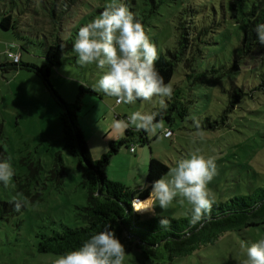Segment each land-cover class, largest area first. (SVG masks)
I'll return each mask as SVG.
<instances>
[{"label": "rangeland", "instance_id": "374dc122", "mask_svg": "<svg viewBox=\"0 0 264 264\" xmlns=\"http://www.w3.org/2000/svg\"><path fill=\"white\" fill-rule=\"evenodd\" d=\"M221 1L207 3L204 12H208L212 3L218 5ZM112 2L80 0L68 10L66 16L71 17V20L65 24L64 29L58 31V36L66 40L70 47L64 54L63 65L49 78L54 89L66 102L74 101L80 92V85H83L84 91L79 97L78 122L89 150L97 146L109 149V142L119 138L110 128L111 121L117 119L116 114H119L115 105L122 116H129L135 111L150 113L152 107L158 104L161 107V98L158 96L148 102L137 100L134 104H117L115 97L93 90L99 76L106 69H98L94 63L83 66L78 63V56L71 44L79 28L99 16L105 6ZM134 6L127 5L133 14H137L138 10L132 9ZM170 6L173 9L172 3ZM231 15L225 16L224 26L209 32L206 43L202 45L203 52L195 61L194 72L198 74L206 71L202 80L191 82L193 79L187 75L190 70L184 67L182 58L178 56L169 83L188 113L181 118L177 110H172L175 119L168 125L173 131L172 136L146 133L147 141L142 142L138 134H133L128 146L122 145L111 157L106 168L108 178L130 187L142 186L150 156L161 159L171 168L189 152L199 149L206 158L214 157L217 165V175L208 184L212 201H224L243 192V189L264 184V93L256 98L259 92L249 91L244 99L246 107L236 114L231 113L232 118L225 124L219 122L217 114L224 96L220 93L219 83L222 79L217 76L224 71L221 70L223 65L231 68V59L236 58L235 53L240 52V35H234L233 27L228 22L236 26L238 23H234L236 18ZM165 19L163 16L152 17L150 25L146 27V34L156 45L158 55L166 48H175L176 33L173 25L166 24ZM30 37L37 39L34 35ZM15 41L11 30L0 27V65L11 62L7 57L8 50L20 53L23 62L41 65V53L33 51H39L37 48L28 47L26 41ZM20 45L27 46L28 50L22 51ZM212 68L218 70L211 72ZM234 73L227 77L233 78ZM244 85L247 90L250 89L249 85ZM167 100L169 102L165 103L169 105L174 99L171 96ZM194 118L200 122L199 130L193 123ZM164 121L166 126L168 122ZM0 125L3 160L9 161L14 172L7 188L0 183V201L19 200L26 205L9 222L0 221V264H52L61 254L39 252L38 234L42 230L50 232L52 228L61 229L60 224L81 225L75 216V207L86 204L87 189L81 183L77 159L64 147L59 106L40 77L25 70H0ZM130 147H134L135 152H131ZM141 153H144L143 159ZM57 154H60L65 166L60 183L51 175ZM95 154L99 158L100 150L91 152V155ZM35 163H39L41 168L33 179L29 176V168L36 166ZM20 184H27L25 189L28 194L20 191ZM34 195L41 199L34 198L31 201ZM180 199H174L164 211L157 205L155 212L157 215L172 217L186 216L191 206L187 201L180 203ZM114 232L121 239L127 253L124 264H242L246 259L243 246L264 238V223L223 233L213 243L202 245L191 254L171 262L162 258H144L134 246L136 240L129 238L126 241L123 233L121 235L117 230Z\"/></svg>", "mask_w": 264, "mask_h": 264}, {"label": "trees", "instance_id": "16d2710c", "mask_svg": "<svg viewBox=\"0 0 264 264\" xmlns=\"http://www.w3.org/2000/svg\"><path fill=\"white\" fill-rule=\"evenodd\" d=\"M79 1L0 0V27L11 30L16 41H26L28 47L37 48L39 51H33L40 52L42 58L41 65H36L34 62H23L20 53H16L18 60L13 61L7 56L11 62L0 65V70L4 72L25 70L43 80L45 87L59 106L64 147L77 159L82 176L81 183L87 189L86 204L75 207V216L82 224L78 226L60 224L61 229L52 228L50 232L42 230L38 234V251L64 254L75 250L92 234L110 224L113 230H117L121 235L124 234L126 241L129 238L136 240L134 246L140 250L144 258H162L171 262L191 254L202 245L213 243L223 233L240 231L242 227L264 223V184L243 189V192L236 193L227 200L213 201L211 212L196 224L190 223L191 210L186 216L180 217L153 216L132 210L130 203L132 198L138 195L139 199H145L151 190V183L165 176L170 168L161 159L150 156L144 182L148 187L143 192L140 191L142 186L130 187L108 178L106 168L111 157L122 145L128 146L133 134H138L139 139L146 142V132H138L135 128L129 127L124 136L109 142L108 151L102 153L99 158L93 159L78 122L79 97L84 91L83 85H80L76 99L66 102L49 79L63 65L64 54L70 47L66 40L58 36V31L64 29L65 24L71 20L66 14ZM178 1L180 0H123V3L130 7L135 4L132 9L138 11L137 14L134 13V17L143 24L145 32L152 17L163 16L166 18V24L173 25L176 33L175 48L172 50L166 48L158 55L159 59L155 62L165 83H169L174 75L178 56L182 58L184 67L190 70V73H187L190 79H193L190 81L202 80L206 76V71L194 73L195 61L203 52L202 45L206 43L212 29L225 25L227 14L234 15L236 18L234 23H238V26L231 21L228 23L233 27L234 35H240V52L235 53L236 58L231 59V68L223 65L221 70L224 71L217 76L218 79H222L219 83L220 93L224 94L217 114L219 122L225 124L232 118L231 113L236 114L246 107L244 99L249 91L259 92L256 98L264 93V45L258 42L254 30L256 25L264 23V0H223L218 5L212 3L207 13L204 12L206 4L213 0H181L180 3ZM31 35L36 36L37 39L30 37ZM27 46L20 45V48L26 52ZM246 58L250 60L246 61ZM211 70L216 72L218 69ZM232 72H235L234 79L227 77ZM245 83L250 86L249 90L246 89ZM172 98L173 102L166 108H161L159 104L152 107L153 111L161 113L157 116V120L162 117L168 122L166 129L175 119L171 114L172 110H177L181 118L188 113V109L179 102L176 90L173 91ZM163 99L166 103L169 102L168 98ZM117 118L127 120L128 116L118 114ZM171 132L173 133L172 130ZM1 136L2 125H0ZM0 150V159H4V150L2 148ZM35 165L29 168V176L33 179L41 168L39 163ZM64 173V163L60 154H57L51 175L60 183ZM26 185L20 184V191L28 194ZM34 198L41 199L34 195L31 201H34ZM15 201L19 200L0 201V221L9 222L25 208L26 205L23 203L20 211L17 212L14 207ZM161 217L169 221L167 227L159 224Z\"/></svg>", "mask_w": 264, "mask_h": 264}, {"label": "clouds", "instance_id": "9594fccd", "mask_svg": "<svg viewBox=\"0 0 264 264\" xmlns=\"http://www.w3.org/2000/svg\"><path fill=\"white\" fill-rule=\"evenodd\" d=\"M254 30L258 42L264 45V23L256 25ZM72 48L80 65L94 63L98 69H106L99 76L94 91H102L109 97H115L117 104H134L137 100L148 102L158 96L161 98V108L167 107L163 98H171L173 86L165 83L164 77L157 70L155 62L159 56L156 45L125 3L113 0L99 16L80 27ZM160 115L159 111H135L127 120L113 119L110 128L119 137L132 126L138 132L171 137L172 132L165 128L164 119L161 117L157 120ZM193 123L199 130L200 122L194 118ZM97 149L101 154L108 151L107 148L97 146L91 148L90 153ZM134 149L130 147L131 152ZM13 175L9 161L0 159V183L5 188L9 186ZM216 175L215 158H206L199 149L193 150L179 159L169 169L166 177L162 176L151 183V190L145 199L134 196L130 202L132 210L156 216L157 205L164 211L174 199L180 197V203L187 201L191 206L190 223L196 224L211 212L213 201L208 184ZM147 187L142 181L140 191L143 192ZM23 203L14 202L17 212ZM159 224L167 227L169 221L161 217ZM243 247L246 259L242 264H264V238ZM126 255L124 245L108 224L75 250L59 255L52 264H124Z\"/></svg>", "mask_w": 264, "mask_h": 264}, {"label": "built area", "instance_id": "2783aa9c", "mask_svg": "<svg viewBox=\"0 0 264 264\" xmlns=\"http://www.w3.org/2000/svg\"><path fill=\"white\" fill-rule=\"evenodd\" d=\"M7 56L9 58H11L13 61H17L18 60V55L16 53H12V52H7ZM170 131V130H169ZM171 132V131H170Z\"/></svg>", "mask_w": 264, "mask_h": 264}, {"label": "crops", "instance_id": "0c3cea01", "mask_svg": "<svg viewBox=\"0 0 264 264\" xmlns=\"http://www.w3.org/2000/svg\"><path fill=\"white\" fill-rule=\"evenodd\" d=\"M115 109H116V111H117V113H119L120 114V111H118V108H117V106L115 105V107H114ZM116 115H118V114H116ZM118 119V118H117ZM102 147H103V145H102ZM103 148H106V146H104ZM133 152H135V149H134V151ZM143 155H144V153H141L140 154V157H141V159H143ZM92 156V158L94 159V158H97V156H96V154L95 155H91ZM150 158V157H149ZM147 161V160H146Z\"/></svg>", "mask_w": 264, "mask_h": 264}]
</instances>
